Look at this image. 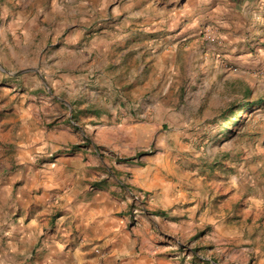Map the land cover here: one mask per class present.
<instances>
[{"label": "rangeland", "instance_id": "1", "mask_svg": "<svg viewBox=\"0 0 264 264\" xmlns=\"http://www.w3.org/2000/svg\"><path fill=\"white\" fill-rule=\"evenodd\" d=\"M66 132L137 264H264V0H0V264L28 146Z\"/></svg>", "mask_w": 264, "mask_h": 264}, {"label": "crops", "instance_id": "2", "mask_svg": "<svg viewBox=\"0 0 264 264\" xmlns=\"http://www.w3.org/2000/svg\"><path fill=\"white\" fill-rule=\"evenodd\" d=\"M69 136L49 134L41 149L28 146L27 158L36 151L45 158L43 167L26 166L16 176L20 189H11L3 202L10 203L15 217L7 231V264H137L135 234L127 231L128 200L108 189L85 187V172L90 175L95 163L86 155L52 156L56 144H67ZM74 175L75 189L69 187ZM126 242L132 249H125Z\"/></svg>", "mask_w": 264, "mask_h": 264}, {"label": "trees", "instance_id": "3", "mask_svg": "<svg viewBox=\"0 0 264 264\" xmlns=\"http://www.w3.org/2000/svg\"><path fill=\"white\" fill-rule=\"evenodd\" d=\"M259 103H261V101H259L258 103L257 102H242V103H238L235 107L236 108H234L233 110H232V113H231V116L228 118V120H226V122L227 121H229V119H231L233 116V114L235 113V112H237V111H245V112H249V111H251V110H253V108H254V106H258L259 105ZM240 118H241V116H237V121L235 122V124H234V126H238L239 124H240ZM225 122V123H226ZM224 133V138H226V139H229L230 138V135L233 133L232 131H230V130H226L225 132H223ZM143 155H146V154H144V153H138L137 155H136V157H140V156H143ZM131 160H133V158H129V159H125V158H123L122 159V161H131ZM204 264H211V263H208V262H205Z\"/></svg>", "mask_w": 264, "mask_h": 264}]
</instances>
